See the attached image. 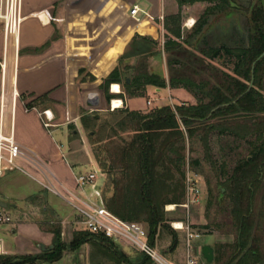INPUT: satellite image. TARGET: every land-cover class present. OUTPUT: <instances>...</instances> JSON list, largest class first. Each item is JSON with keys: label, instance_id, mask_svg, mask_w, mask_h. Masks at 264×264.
Returning <instances> with one entry per match:
<instances>
[{"label": "trees", "instance_id": "obj_1", "mask_svg": "<svg viewBox=\"0 0 264 264\" xmlns=\"http://www.w3.org/2000/svg\"><path fill=\"white\" fill-rule=\"evenodd\" d=\"M177 1L180 11L165 21L167 36L173 35L164 43L169 78L149 67L147 57L155 53L157 41L141 37L132 41L100 88L108 103L125 95H143L149 85L184 88L195 102L167 104L148 111L125 106L106 117L99 111L82 114L81 123L89 132L95 158L106 174L102 201L118 217L145 223L149 241L155 246L161 229L170 227L166 206H180L186 201L187 164L197 168L205 160L215 178L207 179V210L214 209L215 214L231 223L236 240L219 243L214 261L202 264H264V206L257 208L259 197L264 199V55L259 59L264 53V0ZM197 1H207L209 5L185 36L181 28L182 6ZM236 13L246 15L244 31L232 30L224 33L226 39L221 35L220 40H209L203 34L210 16ZM133 55L141 56L136 65L123 63L124 58ZM131 69L133 75H127ZM113 82L121 83L124 92L111 93L108 87ZM46 97L47 94L39 99ZM69 127L75 128V124ZM213 137L221 144L219 157L213 153ZM198 142L204 150L203 158H190L188 154ZM234 152L237 158L230 168ZM212 224L220 227L216 219ZM49 227L54 234V248L49 253L0 254V264L59 261L66 248L77 250L86 242L114 264H155L144 253L134 262L115 240L103 234L79 230L66 244L62 227L56 223ZM208 227L209 224L204 226ZM178 243L179 238L174 237L172 248Z\"/></svg>", "mask_w": 264, "mask_h": 264}, {"label": "crops", "instance_id": "obj_2", "mask_svg": "<svg viewBox=\"0 0 264 264\" xmlns=\"http://www.w3.org/2000/svg\"><path fill=\"white\" fill-rule=\"evenodd\" d=\"M195 3L197 8L203 2ZM134 5L142 10L138 18L130 13ZM179 11L177 0H23L19 40H5L0 24V125L5 132L13 131L15 139L24 148L34 151L35 161H20L26 172L17 171L29 175L41 185L22 195H10L0 181V202L8 203V208L11 206L18 209L17 202L20 200L34 208H41V213L37 216L34 214L24 217H21L20 210L13 217L9 209L5 208L12 216V222L0 227L1 254L41 256L54 248V234L49 226L59 217L64 224L68 223L70 212L65 216L61 215L63 206L69 203L62 197L63 200L60 201L52 198L49 192L53 191L47 185H54L61 191L65 187H75L77 173L84 172L83 166L87 164L83 165L84 155L78 152L74 141L68 138V150L65 151L51 128H59L68 136L69 124L75 121L77 123L82 116L80 109L86 108V91L102 90L100 85L120 64L134 39L142 37L157 41L155 53L147 57L149 67L168 79L169 68L164 43L173 35L169 33V37L167 36L165 21ZM195 19V9L187 4L183 5V35L185 27L192 28L186 22ZM140 57H126L123 63L136 65ZM80 70L83 72L80 73ZM133 72L131 69L126 74L133 75ZM90 75L95 77V81L88 79ZM114 83L120 84V93L124 92L121 83L113 82L108 87L111 93H119L113 92ZM162 89L169 91V97H172V91H187L184 88L149 85L143 95L151 91L160 93ZM45 94L46 99L40 100ZM134 97L137 96L125 95V98L115 99L123 102L121 107L150 110L147 103L150 96L147 97V105L141 108L130 105L129 101ZM187 100L195 102L193 96ZM160 106L162 104L157 105ZM47 109L54 114L51 126L45 125L46 117L43 112ZM76 131L74 130V134ZM85 150L90 155L93 170L99 171V177L104 176L102 183L97 180L86 191L101 202V189L106 174L98 164L91 146L85 145ZM33 197L35 199H31ZM175 205L177 204L167 205V210L171 211ZM185 239L187 241V236ZM60 261L40 259L33 264H60Z\"/></svg>", "mask_w": 264, "mask_h": 264}, {"label": "rangeland", "instance_id": "obj_3", "mask_svg": "<svg viewBox=\"0 0 264 264\" xmlns=\"http://www.w3.org/2000/svg\"><path fill=\"white\" fill-rule=\"evenodd\" d=\"M202 2L203 3L201 5H197L198 6L197 8H195L194 5L196 3L187 4L189 7H192L196 11V19H195L196 23L193 26H196V24L199 22L198 21L199 18L203 16L206 7L209 5V2L207 1H202ZM243 4L246 5L247 2L246 3L243 2ZM245 5H242L243 9H245ZM193 22L194 20L189 21L188 25H191ZM245 25H246L245 14L236 13L229 16L227 15L210 16L208 18V22L204 26L203 34L209 37V40H220L221 38H223L220 37L221 35L225 37L223 39H226L227 34L224 35V33H228L232 30L244 31L243 27ZM192 28L185 27L184 35L187 36ZM88 79L90 81H95L94 79L92 80L91 77H88ZM170 94L172 95V97H169V91L166 89H162L160 93L151 91L148 94L139 95L137 97L130 99L129 103L132 107H136V108L145 107L147 105L146 103L147 97L150 96L149 99L152 100V103L151 105L148 106V108L151 109L157 107V105L159 104H162L163 106L167 103V104H171L172 106H175L177 104L191 103L187 99H191V97L193 96L190 92H187L183 89L172 91L170 92ZM93 111H99L102 116L106 117L112 111L111 103L104 101L101 110H94L87 107L80 109L81 114L83 113L89 114ZM73 123L75 124V128L68 127V136L65 132H63L59 128H51V129H54V136L60 143H62L65 151L68 150V138L74 141V146L79 150L78 152H81L84 155L85 164L83 165L87 164L86 166H83V171L88 172L90 170H93L94 166L90 162V155L85 150V145L91 146L92 152L94 149V145L92 144V141L90 139L89 132L83 127L81 123V118L78 120L77 123L76 121ZM74 130H77L75 134H74ZM212 140H213L214 156L219 157L221 144L217 142V137H213ZM246 153L247 152L244 151V154ZM203 155H204V150L199 142L195 143L194 151L189 152L188 154L190 158H196V157L203 158ZM230 158H232V161L230 162V168H232L237 158L236 152L232 153L230 155ZM188 169H192L191 170L192 172L194 171L198 174L197 177L198 184L201 188L199 200L197 203H193L189 207H185L182 204L180 206L175 205L174 209H172L169 214L170 227L161 229L159 235L157 236L155 247L158 251H160L166 258L170 259L173 263L183 264V262H185L186 264V256H187V241L185 239L186 231L184 229L175 228L173 222H178V221L188 222L191 224L192 228L195 231L199 230L200 232L203 233V235L201 234L200 238H194L193 240H191V252L193 256L200 261V264H202L206 262L205 258L201 253L203 245L210 244L212 247H214L216 254V248L219 243L231 244L236 240V232L235 229L232 227V225H230L231 223H227L226 221H224L222 215L215 214L214 209L210 211L207 210L206 207L207 179L212 178V180L214 179L213 181H215V178H213L214 173L211 172L209 164L205 160H202V165L197 168H194L190 163H188L186 166V172ZM2 176H0L2 177L0 178V181L3 184V187L6 190V192L10 195L14 193L15 194L18 193V195H22L24 193H27L28 191L31 192L34 189H37L41 186L40 183L37 182L35 179L17 170L7 171ZM98 181L102 183L104 181V176L103 175L100 176ZM49 193L50 196H52V198H56L58 201L63 200L60 196H57L53 192H49ZM17 203L19 205L18 209L11 206L8 208L9 212L13 215V217L16 216V214H18V210H20L21 217H24L25 215L34 216V214H36L35 216H37L39 213H41V208L39 209L34 208L33 206H30L31 204L27 202L23 203L20 200ZM262 204L264 206V199L262 198L261 195L257 201V206H258L257 208L259 207L263 208ZM63 208L64 209L61 212L62 216H65L67 213L70 212L69 222L64 224L62 218L59 217L55 220V223L59 224L62 227V231H64V234H62V240L66 244H69L76 231L86 230V229H85V225L81 222V217L78 215V213H76L73 206L65 203ZM166 210H167V206H166ZM35 211L36 213H34ZM215 219L218 221L220 227H218L215 224H212V221ZM10 223L11 222L5 223V225ZM208 224L210 227L204 228V226ZM144 225L148 229L145 223ZM2 226H4V224L0 225V227ZM206 233H210L213 236L208 235ZM8 235L10 236V232H8ZM174 237L179 238V243L175 249L172 248ZM115 242L117 247L120 250H122L127 256H129V258L134 262L140 260L141 256H143V253H141L138 249H135L133 246L129 245L127 242L123 240H118ZM261 244L263 246V251H264V237ZM173 257H175L176 259H174ZM60 264H114V263L104 258V255L98 252V250H96L95 246L92 245L91 242H86L77 250L66 248L63 251V257L60 261Z\"/></svg>", "mask_w": 264, "mask_h": 264}, {"label": "built area", "instance_id": "obj_4", "mask_svg": "<svg viewBox=\"0 0 264 264\" xmlns=\"http://www.w3.org/2000/svg\"><path fill=\"white\" fill-rule=\"evenodd\" d=\"M23 0H0V24L2 25L5 40H19L22 16ZM142 10L138 5H134L130 13L138 18V14ZM194 22L190 25L192 27ZM188 25V21L186 22ZM120 93V91H119ZM114 99L111 100L113 102ZM151 105L152 100L147 101ZM185 104V103H184ZM111 109L115 107L111 103ZM46 117V126L52 125L54 114L47 109L43 112ZM21 160L35 161L36 155L34 151L24 148L14 136L13 131L5 132L3 126L0 125V176L7 171L20 170L26 172L21 165ZM188 169L186 172V201L182 205L189 207L193 203H197L201 193L198 184V174ZM99 171L93 170L88 172H79L76 175V186L65 187L63 191L54 185L47 187L60 197L67 200L73 206L76 213L81 217V222L85 225L86 230L94 234H103L115 241L124 240L138 249L140 252L148 255L155 264H174L166 258L160 251L156 249L149 241L148 229L141 222L124 220L109 211L103 201H96L86 189L88 186L94 185L99 177ZM12 222V216L6 212V209L0 207V225ZM173 222L177 229H184L187 236V256L186 264H199L196 257L191 252V240L200 238L201 233L195 231L191 224L185 221ZM2 253V244L0 242V254Z\"/></svg>", "mask_w": 264, "mask_h": 264}, {"label": "water", "instance_id": "obj_5", "mask_svg": "<svg viewBox=\"0 0 264 264\" xmlns=\"http://www.w3.org/2000/svg\"><path fill=\"white\" fill-rule=\"evenodd\" d=\"M264 53L259 57V59ZM104 102L103 91L99 89L88 90L85 93V106L94 110H101ZM9 204L6 202H0V207L8 208ZM202 255L206 262L212 263L215 258V250L210 244H205L202 247Z\"/></svg>", "mask_w": 264, "mask_h": 264}, {"label": "bare ground", "instance_id": "obj_6", "mask_svg": "<svg viewBox=\"0 0 264 264\" xmlns=\"http://www.w3.org/2000/svg\"><path fill=\"white\" fill-rule=\"evenodd\" d=\"M191 21H193V20H191ZM112 90H113V92H119L121 90L120 84L114 83L112 85ZM112 103H113V106L115 107V109L120 108L123 104V102L120 99H114ZM177 224H179V223L177 222Z\"/></svg>", "mask_w": 264, "mask_h": 264}]
</instances>
